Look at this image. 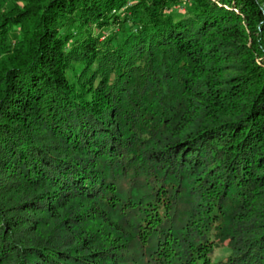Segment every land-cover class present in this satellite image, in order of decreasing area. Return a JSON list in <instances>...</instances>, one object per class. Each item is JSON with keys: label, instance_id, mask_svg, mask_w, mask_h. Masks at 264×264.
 I'll list each match as a JSON object with an SVG mask.
<instances>
[{"label": "trees", "instance_id": "obj_1", "mask_svg": "<svg viewBox=\"0 0 264 264\" xmlns=\"http://www.w3.org/2000/svg\"><path fill=\"white\" fill-rule=\"evenodd\" d=\"M0 264H264V0H0Z\"/></svg>", "mask_w": 264, "mask_h": 264}, {"label": "rangeland", "instance_id": "obj_2", "mask_svg": "<svg viewBox=\"0 0 264 264\" xmlns=\"http://www.w3.org/2000/svg\"><path fill=\"white\" fill-rule=\"evenodd\" d=\"M227 253H228L227 247L226 246H223L222 244H219L215 248V250L212 252V254H210V258H212V261H214L217 258H224Z\"/></svg>", "mask_w": 264, "mask_h": 264}]
</instances>
